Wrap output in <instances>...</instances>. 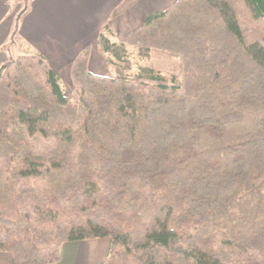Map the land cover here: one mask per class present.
Wrapping results in <instances>:
<instances>
[{"label": "trees", "instance_id": "1", "mask_svg": "<svg viewBox=\"0 0 264 264\" xmlns=\"http://www.w3.org/2000/svg\"><path fill=\"white\" fill-rule=\"evenodd\" d=\"M96 45L112 76L87 46L67 94L34 49L0 65V252L56 264L107 239L101 264H264V0H176ZM153 51L179 76L132 62Z\"/></svg>", "mask_w": 264, "mask_h": 264}, {"label": "crops", "instance_id": "2", "mask_svg": "<svg viewBox=\"0 0 264 264\" xmlns=\"http://www.w3.org/2000/svg\"><path fill=\"white\" fill-rule=\"evenodd\" d=\"M13 1H16L14 8L10 6ZM175 1L30 0L23 10L18 0H0V65L10 58L7 53L12 55L9 49L18 38L23 47L42 54L57 75L69 69L75 56L88 46L90 72L107 76L98 57L94 62L101 27L108 24L114 36L122 39L150 14L164 10ZM107 246L106 239L66 243L56 264H101ZM0 264H12L5 253L0 252Z\"/></svg>", "mask_w": 264, "mask_h": 264}, {"label": "rangeland", "instance_id": "3", "mask_svg": "<svg viewBox=\"0 0 264 264\" xmlns=\"http://www.w3.org/2000/svg\"><path fill=\"white\" fill-rule=\"evenodd\" d=\"M29 3H30V0H18V4L22 5L23 10L26 8V6ZM10 6L12 8H14L16 6V1H13L12 3H10ZM12 44L14 45V47H12V48L8 47L7 48V49L10 48L9 51H12V55L7 53L8 50H6V53L8 56L14 58L15 56H18V55L23 53V46H22V42L20 39L15 38L12 41ZM89 57H90V54H89ZM96 57H98L100 62L102 63V65L104 67V72L106 73V75L112 76V73L110 72L109 67L106 65V63L104 62V59L100 56L99 53L95 54L94 62H95V59H97ZM88 61H89V59H88ZM132 62L135 65H146V66L152 67V68L160 71L161 73H163L165 75H177V76H179V72H180L179 71V59L171 58L166 53H163V52L153 51L151 53L150 58H148V60H145V61H138L135 59V57L132 56ZM93 65H95V64H93ZM88 70H89V68H88ZM69 72H70V68L65 69L63 72H60V74L58 75L62 81V85L64 87L66 94L73 88V84L71 82Z\"/></svg>", "mask_w": 264, "mask_h": 264}]
</instances>
